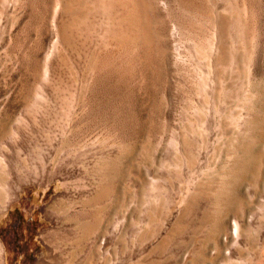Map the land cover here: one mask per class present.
<instances>
[{"label":"rangeland","instance_id":"374dc122","mask_svg":"<svg viewBox=\"0 0 264 264\" xmlns=\"http://www.w3.org/2000/svg\"><path fill=\"white\" fill-rule=\"evenodd\" d=\"M19 1L0 0V264H264V0L219 69L177 0L139 3L146 34L113 51L99 19L63 42Z\"/></svg>","mask_w":264,"mask_h":264},{"label":"bare ground","instance_id":"6f19581e","mask_svg":"<svg viewBox=\"0 0 264 264\" xmlns=\"http://www.w3.org/2000/svg\"><path fill=\"white\" fill-rule=\"evenodd\" d=\"M21 1H19V2H21ZM142 1L143 0H30L29 6L30 7L32 6V8H30V7L29 8L33 9L32 11H33L34 17L37 18L34 20H38L37 22H39V24H40V32H41V30H44L51 23L54 26V28L56 29L58 38L60 37V40H62L63 42H69L68 40L74 34L73 33V31L75 29L74 27L79 26L78 24L80 23L82 18L87 19L88 22H90V18L94 19V17H95V19L96 18H97V20L99 19L100 25L99 26L97 25L98 27H96V28L94 27L96 29V30H94L96 32V37L100 42V47H98L97 50L100 48L101 51L102 50L108 51L110 49L113 51V49L115 47H117V45L115 44L116 38L119 37L121 39H124V45H122L124 49H125V47L126 48H128V47L132 48V44L131 43L129 44V42L133 41L132 36H134V35H132V34H136V32H137L138 35L140 36L146 32L145 31L146 30L145 25L143 24V19H141L142 18V16H141L142 14H140L141 8L140 9L138 8L139 7L138 4L141 3ZM160 1L161 0H151L150 4H151V6H157L158 2H160ZM204 1L205 0H189V1L188 0H177V3H179V5L180 4L183 5V9L185 10V13H184V15L182 14L183 15V18H182L183 21L179 22V21L175 20L173 27L181 30L180 32L184 33L185 35H188L189 37H194L195 39H200L199 38V32L197 30H200L203 26H205L207 24L208 27H210L212 30L210 31L208 37L205 40H207V39L209 40V45L208 44L207 45H208V47H210V50L213 51V53L215 54L214 57H211V61H212L213 65L216 69L220 66H223L226 62L225 57L227 56L226 54L228 52H226V44L227 43L225 44V41H226L225 39L227 38V33H228L230 21L231 22L234 21L233 26L235 27L236 30H238L239 32L242 33L243 29L245 30L247 28L246 27V25H247L246 21H248L251 18L254 19L253 17L255 15L256 11H255V7L252 8V5L248 3V0H232L233 2L230 6L231 8L229 9L230 15L228 16L225 14L226 9H225L224 5H225L226 0H217V2H218L217 6H216L217 10L215 12V15L212 16V12H210L211 10L209 11L207 9L209 11V13H208L205 9H203ZM228 3H231V2H228ZM142 4H143V2L141 3V5ZM147 5L149 7L148 2H146L145 6H147ZM188 5H190V6H188ZM149 8H151V7H149ZM180 8H182V6H180ZM194 8H197V9L199 8V9L194 10ZM200 8H202V9H200ZM146 11H147V9H146ZM142 13L144 15H147L148 12L145 14L143 11ZM147 18H145V19H147ZM99 21H97V22H99ZM97 22H95V23L98 24ZM82 23H83V21H82ZM144 23H146V21ZM75 25H77V26H75ZM89 25H90V23H89ZM252 25H253V23H252ZM249 27L250 26H248V29H249ZM85 29H89V28H85ZM202 29L200 30V32L202 31ZM205 29L206 28H204L203 31H205ZM75 31H76V29H75ZM207 33H205V34H207ZM203 36H205V35H203ZM194 38H192V39H194ZM121 39H120V41H121ZM203 39H204V37H203ZM200 41L201 40H197L196 45H200V43H201ZM202 43H203V41H202ZM201 45H204V44H201ZM198 47L200 48V46H197V48ZM206 47H204V48H206ZM204 48H202V49H204ZM119 51H121V50H119ZM238 51H239V49H238ZM236 52H237L236 49L234 50V52H232L233 57L236 56V54H237ZM116 53H119V52L117 51ZM132 53L131 54L129 53L130 55L127 56L129 62L132 61V56H134ZM127 54H128V52H127ZM99 55L103 58V56L101 54H99ZM127 57H125L124 60H126ZM226 58H228V57H226ZM106 59L110 61L108 54H107ZM111 62H113V61L111 60ZM111 64L112 63H110V65ZM222 70H224V69H222ZM47 73H48V68L45 69V76L46 77H47ZM254 97L256 98V96H254ZM250 98H252V96H250ZM255 119H256L255 116H252V118L249 119V121H248V129L249 130H250L251 126L256 127V125L254 126V121H256Z\"/></svg>","mask_w":264,"mask_h":264}]
</instances>
